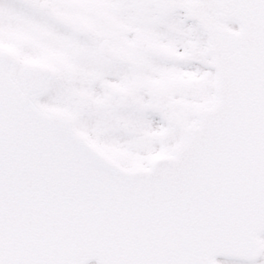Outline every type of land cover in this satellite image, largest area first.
I'll list each match as a JSON object with an SVG mask.
<instances>
[{
    "label": "snow or ice",
    "instance_id": "obj_1",
    "mask_svg": "<svg viewBox=\"0 0 264 264\" xmlns=\"http://www.w3.org/2000/svg\"><path fill=\"white\" fill-rule=\"evenodd\" d=\"M0 264H264V0H0Z\"/></svg>",
    "mask_w": 264,
    "mask_h": 264
}]
</instances>
